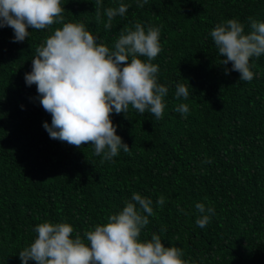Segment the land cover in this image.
<instances>
[{"label":"trees","instance_id":"1","mask_svg":"<svg viewBox=\"0 0 264 264\" xmlns=\"http://www.w3.org/2000/svg\"><path fill=\"white\" fill-rule=\"evenodd\" d=\"M120 3L127 13L105 29L103 10ZM61 6L65 23L84 24L110 49L121 29L136 22L160 29L161 51L152 63L169 89L164 114L157 119L131 106L128 118L113 112L130 152L121 149L111 161L102 162L89 144L51 139L43 127L51 115L25 74L35 48L62 25L30 28L22 43L13 42L10 27L0 28V264H22L19 253L34 242L36 225L66 222L73 237H83L134 192L150 198L155 212L141 240L155 232L166 247L183 250L186 264H264V55L250 58L253 80L239 81V72L226 75L219 65L210 35L228 19L246 32L249 17L264 22V0H148L143 8L138 0H103L99 23L93 0ZM179 83L189 88L187 100L175 97ZM180 103L189 105L187 118L176 111ZM196 203L214 209L203 228Z\"/></svg>","mask_w":264,"mask_h":264},{"label":"clouds","instance_id":"2","mask_svg":"<svg viewBox=\"0 0 264 264\" xmlns=\"http://www.w3.org/2000/svg\"><path fill=\"white\" fill-rule=\"evenodd\" d=\"M96 21L102 19L103 0H93ZM148 0H138L143 8ZM128 5L103 10L107 17L105 29H111L113 19L124 17ZM61 0H0V28L10 27L13 42H24L30 37L29 29H50L52 34L35 48L32 71L25 74L28 86L36 85L39 102L51 115V124L43 127L51 139L66 142L77 148L93 146L103 161H111L120 150L129 153L130 147L117 135L111 119L132 109L140 114L150 112L162 118L164 97L168 87L158 83L159 66L152 63L161 51L160 29L136 22L121 29L110 49L107 44L87 30L82 23L64 22ZM250 30L238 19L217 24L210 32L221 57L220 66L226 75L240 73L239 81L251 82L250 58L264 55V22L248 18ZM231 63L232 67L227 66ZM189 88L176 85L175 97L189 98ZM189 105L180 103L176 111L187 118ZM204 163H211L205 160ZM162 208L165 198L159 197ZM202 214L196 224L203 228L210 220L207 213L214 209L196 203ZM181 211H183L181 209ZM150 198L134 192L118 213L106 217L107 223L95 225L72 236L71 224L43 222L35 227L38 234L29 246L19 253L22 264H186L183 250L166 247L161 236L152 233L150 239L141 240L142 230L154 216Z\"/></svg>","mask_w":264,"mask_h":264}]
</instances>
